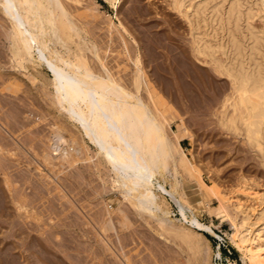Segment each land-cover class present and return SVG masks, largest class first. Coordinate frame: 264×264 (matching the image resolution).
Masks as SVG:
<instances>
[{"label": "rangeland", "instance_id": "374dc122", "mask_svg": "<svg viewBox=\"0 0 264 264\" xmlns=\"http://www.w3.org/2000/svg\"><path fill=\"white\" fill-rule=\"evenodd\" d=\"M81 2L79 6L70 5L71 15H74L71 19L78 24L86 39L94 43L101 42V46L104 44L102 53L107 49L109 67L113 70L124 68L122 64L119 65L120 58L117 59L122 52L117 26L121 24L128 29L127 32L131 33L129 35L137 39L138 43L141 40L139 45L142 50L139 52L146 61L142 60V64L145 66L147 80H150L152 86L155 85V90L158 88L156 93L159 100L156 97L154 107L150 104V108L157 118L160 116L161 119L163 116L168 121L164 122L166 137L172 138V132L181 129L182 152L190 163L193 162V168L197 166L194 168L197 172L186 173L181 169L177 171L176 179L181 184L180 190L186 193L183 200L193 213L198 211L195 213L197 219L202 224L211 225L221 240L208 232L200 233L204 238L195 235L197 232L180 221L176 205L167 197H164V201H159L160 206L163 204L162 210L166 211V208L169 213L167 218L160 214L165 222L164 228L154 219L137 214L133 204L123 202L120 192L113 184V175L95 155L96 149L87 140H82L78 130L51 105L50 98L35 84L20 75L18 76L27 85L16 81L17 72L9 68L7 25L0 19V135L3 137L0 136V145L13 153L10 157L5 156L8 158L6 161L0 157V187L4 193L10 194L9 198L21 196L23 199V217L11 219L9 226L12 228L17 222H21L26 242L25 255L31 260L30 264L35 263V250L40 247L47 251L48 258H59L64 264H197L196 261L199 264H243L229 240L233 231L230 222L221 223L211 211L218 207V199L205 195V188L201 192L197 190L200 177L207 186L214 182L223 206L229 208L225 207V212L236 222H240L239 211H243L233 208L237 202L249 214L264 210V205L255 200L259 196L260 200L264 197V162L260 161L259 153L243 144L240 137L228 134L219 126L218 116L216 117L219 99L215 90L218 93L221 88L227 89V82L220 80L210 66L202 64L201 57L197 58L192 49L193 36L197 33L204 34V39L212 44L216 40L225 42L227 26L224 22L220 23V15H224L228 2L221 5L220 0H187V9H181V12L188 15V20H183L185 18L182 19L173 9L171 0H119L120 3H116L115 7L105 0ZM263 3V0H247L244 3L242 13H249V20H241V31L245 30L247 23L255 32L259 30L263 23L260 11V7L264 8ZM117 21H120L119 24ZM31 70L29 68L25 75L34 73ZM43 73L41 78L48 83L50 76L45 71ZM49 93L53 94L51 88ZM142 94L148 103L145 94ZM3 101L7 102L4 107ZM53 136H61L62 142L65 140L63 143L58 142L59 147H62L59 153L56 152L58 156L51 150ZM64 148L66 154L62 153ZM169 165L171 163H168L170 173L160 180L168 190L172 179L169 175L174 174ZM2 173H8L11 193L3 187ZM244 185L246 186L243 188ZM242 190L251 196L247 197ZM202 202H205L204 205ZM10 206L14 209L13 205ZM188 229L192 233L194 231V234ZM34 238L39 241V247H32ZM217 251L220 252V258L215 255ZM43 260L41 257L36 262L46 264Z\"/></svg>", "mask_w": 264, "mask_h": 264}, {"label": "bare ground", "instance_id": "6f19581e", "mask_svg": "<svg viewBox=\"0 0 264 264\" xmlns=\"http://www.w3.org/2000/svg\"><path fill=\"white\" fill-rule=\"evenodd\" d=\"M105 1L112 7H115V4L119 2V0ZM186 1L171 0V6L182 16V19L185 18L183 20H188V15L181 12V9H187L185 8ZM65 2L62 0H0V15L2 17L0 19L7 25L6 37L9 42L8 50L10 53L9 68L17 72L16 81L26 84L22 81L23 78L18 75L25 77L28 82L35 84L40 91L50 98L51 105L78 130V135L81 136L82 140H87L96 149L95 155L101 159L113 175V184L120 192L122 201L133 204L137 214L154 219L157 224L164 228L165 222L162 216L167 218L169 213L166 208V211L162 210L163 204L160 206L159 201H164V197H167L176 205L180 221L186 224L187 228L197 232L195 235L203 237L200 233L208 232L221 240L211 225L202 224L197 219L195 213L197 214L198 211L193 213L183 200L186 193L184 194L180 190L181 184L176 179L177 171L181 169L183 172L191 173L190 171H195L194 168L197 166L193 168V162L190 163L187 156L182 152L180 140L183 133L181 129L172 132V138L166 137L164 122L168 121H165L163 116L161 119H159L160 116L157 118L150 108L151 105L154 107L155 98L158 97L156 93L158 88L155 90V85L152 86L150 80H147L145 66L144 63L142 64V60L145 58L143 56L141 58L139 52L141 40L138 43L137 39L135 40L129 35L128 29L126 30L119 24L120 21H117L119 24L117 26L118 34L121 36L120 48L122 49L117 59L120 58V63H118L119 65L122 64L124 68L115 71V67L114 70L109 67L107 49L106 52L102 53L104 44L101 46V42V44L94 43L86 39L82 30L77 26L78 24L76 25L71 19L74 15H71L70 5L79 6L82 3L81 0H66ZM225 2H228V8L224 15H220V23L224 22L227 26L225 42L216 40L212 44L204 39V34L197 33L193 36L192 49L197 58L201 57L202 64L210 66L220 80L227 82V89L221 88L223 91L219 89L218 93L215 90L219 99L217 101L219 111L216 115L219 126L221 129L224 128L228 134L237 138L240 137L243 144H246L253 152L259 153L260 161L263 160L264 162V8L260 7L263 23L261 27L259 26V30L255 32L247 23L245 30L241 31L239 29L241 20L243 18L246 22L249 20V13H242V6L247 0H220L221 5ZM73 12L72 14H74ZM110 23L108 24L110 25ZM114 26L112 27L114 28ZM124 60L128 63H125ZM144 62L146 61L144 60ZM29 68L34 73L25 75L29 72ZM146 70H148L147 67ZM44 71L50 76L48 83L41 78ZM125 76L127 77L125 78ZM215 81L217 82V80ZM153 82L151 83L153 84ZM49 88L53 91L51 95ZM209 88L211 89V87ZM30 90L31 88H29ZM142 93L145 94L148 103L145 101V97L143 98ZM157 99L159 100V97ZM3 102L4 107L7 102ZM60 137L53 136L52 138L54 140L53 143L51 142V150L52 153L55 152V156H58L56 152L59 153L62 148L59 147L58 142L63 143L65 141L62 142L63 139ZM64 152L66 154L65 148L62 153ZM12 154L10 150L5 149L4 145H0V157L2 156L3 161L8 160L5 156L10 157ZM168 163H171L174 173L169 175L172 178L169 190L161 182L163 176L170 173ZM199 168L196 170L199 171ZM1 176H3V187L6 188L7 192H10L11 180L8 173H2ZM198 179L197 190L201 192L205 188V195L208 194L218 199V207L210 210L221 223L230 222L233 231L229 240L239 253L243 264H264V210L249 214L244 212L245 208L243 209L241 204L237 202L233 208L243 211H239L241 214L240 222H236L225 212L226 206H223L222 198L218 196L217 191L219 190L215 189L217 188L216 184L213 182L214 184L211 183L210 186H207L201 177ZM242 193L247 197L251 196L245 190H242ZM8 195L10 196L9 193H4L0 187V264H30L31 260L29 261L25 255L26 242L25 236L23 237L21 222H17L15 225L13 223L12 228L9 226L11 219L23 217L25 210L23 199L21 196L9 198ZM259 198L255 200L264 205V197H261L262 200ZM203 203L205 202L201 204ZM10 205H13L14 209ZM231 206L233 205L231 204ZM10 223L12 225V221ZM194 231L192 233L189 230L192 234ZM187 235L185 236L189 237ZM32 243V247L33 245L35 248L39 247V241L35 238L32 239ZM40 248L35 250L36 264L37 260H41V257L46 264H64L58 260L59 258H48L46 256L47 251L43 247ZM215 255L220 258L219 251ZM199 258L201 260V257ZM196 263L199 264L198 261Z\"/></svg>", "mask_w": 264, "mask_h": 264}]
</instances>
